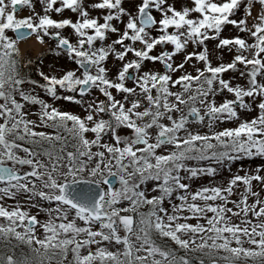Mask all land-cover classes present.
Returning <instances> with one entry per match:
<instances>
[{
	"label": "snow or ice",
	"instance_id": "1",
	"mask_svg": "<svg viewBox=\"0 0 264 264\" xmlns=\"http://www.w3.org/2000/svg\"><path fill=\"white\" fill-rule=\"evenodd\" d=\"M0 264H264V0H0Z\"/></svg>",
	"mask_w": 264,
	"mask_h": 264
}]
</instances>
